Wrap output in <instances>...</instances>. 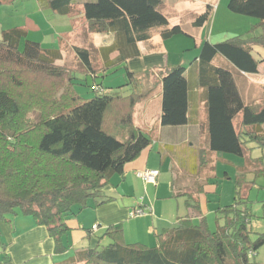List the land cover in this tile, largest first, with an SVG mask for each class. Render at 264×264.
Instances as JSON below:
<instances>
[{
	"label": "trees",
	"instance_id": "1",
	"mask_svg": "<svg viewBox=\"0 0 264 264\" xmlns=\"http://www.w3.org/2000/svg\"><path fill=\"white\" fill-rule=\"evenodd\" d=\"M38 1L56 14H81L89 33H109L113 40L97 49L98 67L91 48L73 46L79 67H72L63 62L62 49L42 48L26 38V29L2 31L0 222H12L21 214L45 227L54 253L61 259L68 255L57 264H264L253 259L264 243V232L252 230L248 192L255 183L245 179L249 170L264 175V102L257 108L246 103L235 78L236 72H258L262 60L252 51L253 46L264 48V0L227 3L230 12L258 19L249 32L260 27L261 34L216 43L205 40L191 66L159 70L161 126L191 124L199 101L203 105L197 145L188 142L182 150L170 149L173 196L185 197L186 214L157 233L154 246L127 243L120 224L99 233L93 226L82 228L87 243L72 254L69 233L76 228L69 221L109 202L113 197L104 188L111 177L123 173L154 140L152 129L142 130L133 122L134 107L145 94L141 87L152 72L132 73L127 61L141 54L139 43L151 38L153 28L163 27V39L185 32L180 24L170 25L161 11L162 0H93L81 9L77 0ZM211 12L207 5L193 25L204 24ZM219 56L230 67L214 64ZM118 72L123 82L111 86L107 82ZM125 86L129 92L120 93ZM249 143L261 149L260 156H251ZM216 152L246 156L247 165L235 180L233 202L215 210L212 229L206 206L207 193L218 185L212 165ZM174 160L181 170L188 168L191 182H180ZM135 208L144 210L143 215L151 212L148 206Z\"/></svg>",
	"mask_w": 264,
	"mask_h": 264
},
{
	"label": "crops",
	"instance_id": "2",
	"mask_svg": "<svg viewBox=\"0 0 264 264\" xmlns=\"http://www.w3.org/2000/svg\"><path fill=\"white\" fill-rule=\"evenodd\" d=\"M185 1L178 0L176 6L186 9L187 3ZM230 13L232 12L228 10L226 3L222 5L219 3L218 6L216 4L213 6L211 15L206 21V24L209 23L208 32L210 35L208 41L216 43V40L233 36L248 37L262 33V29H260L259 33H256V30L249 32L250 28L258 23L254 18H244V16H235L234 13ZM222 16L227 19L226 26L217 24ZM77 18L75 19L76 21ZM168 18L171 22V17ZM234 21H237V24H233ZM84 24H87L86 21H84ZM216 24L218 25L217 28H215ZM84 27L87 28V26ZM85 37L88 38V34ZM161 39L156 43L151 36L149 40L140 42L141 54L127 61V67L132 73L145 74L148 71L152 72L151 78H154L153 80L158 84L159 88V70L166 66L181 64L183 61V59H168L163 43L165 39ZM254 47L262 48L259 51L264 53L263 47L253 46V49ZM112 77L113 82H107L111 86L121 84L124 79L120 72L115 73ZM159 113L160 110L159 112L156 110L154 115L158 118ZM203 120V105L199 101L197 113L194 114L193 112V122L191 124L180 127L161 126L160 128L155 127V129L153 127L144 129L138 126L145 131L152 129L154 138L152 144L143 150L135 160L129 162L125 166L123 173L111 177L109 185L104 188L113 197L109 202L98 207L87 208L69 221L70 226L76 228L70 232L72 243L74 245L80 244V248L87 243V239L84 236L85 232L82 228H91L93 226V230L99 233L106 226L120 224L124 230V238L127 243L143 242V244L147 245L153 240L152 235L154 234L155 242L153 241L154 244L151 245L154 246L157 233L165 227H170L179 216H183L187 212L185 205L181 208L178 202L175 203L170 200L174 193L171 179L175 176V172L172 169L173 161L170 149L182 146L181 149L179 147L182 150L186 142L197 145L199 123L203 122ZM156 140L159 141L157 152L154 151L153 147ZM193 144L190 146L193 147ZM149 169L158 170L155 184L145 183L136 174L138 171ZM170 202L172 204H169ZM145 206H148L151 210L149 214L136 216L135 218L129 217L128 213L130 210L135 207ZM157 210H160L163 215H158ZM181 210H185V213H181ZM207 217L206 220L208 222ZM20 219L18 220L17 216L12 222H0V264H57L61 256L54 253V242L46 228L35 224L29 217L22 218L20 216ZM20 225H24L25 228L19 230L18 226Z\"/></svg>",
	"mask_w": 264,
	"mask_h": 264
},
{
	"label": "rangeland",
	"instance_id": "3",
	"mask_svg": "<svg viewBox=\"0 0 264 264\" xmlns=\"http://www.w3.org/2000/svg\"><path fill=\"white\" fill-rule=\"evenodd\" d=\"M77 1L81 9L84 2L93 0ZM177 1L178 0H162L161 11L166 16L171 17L170 25L180 24L185 33L176 34L168 39H165L163 43L168 59H183L181 65L188 67L195 62V59L199 56L201 44L205 40L208 41V37L210 35L208 32L209 23L206 24L205 22V24H202L201 26L193 25V20L196 16V13H201L207 5L212 6V8L215 4L218 6L219 3L221 5L223 3H226L227 5L229 0H186V9L177 7ZM194 12L195 14H193ZM234 15L244 16V18H253L239 14ZM78 17L79 18H77L76 21V17L72 18L66 15L53 13L49 9H44L43 7H41L38 0L0 1V38L2 35V31L4 30H8L14 27L24 28L28 32L26 38L39 42L42 48L62 49L64 53L63 62L72 67H79V63L77 62L78 60L73 50V46L77 45L87 48L89 47L91 48V52L93 55V62L95 66L98 67L100 59L99 57H97V49L101 45L111 43L113 40V36L109 33H89L87 28L84 27L87 26V24H84L85 20L83 19L82 15L78 14ZM254 19L259 21L256 18ZM226 22V17L222 16L220 17L217 24H219L220 26H226ZM217 24L215 28H217ZM233 24H237V21H234ZM162 29L163 27H157L153 28L151 31L153 40L156 43L161 39L160 33ZM260 29V27H256L254 28V31L256 30V33H259ZM86 33L88 34V38L85 37L87 36ZM222 40L224 39L216 40V42ZM93 44L94 46L92 47ZM21 46H23V40ZM95 47L96 49H94ZM260 49L262 48L254 47L252 51L256 59L262 60L258 68V73H235L237 86L243 96L244 101L255 108L260 107L264 102V53H261L259 51ZM213 63L224 67H230L229 63L225 59H222V57L220 56L219 59L216 58ZM79 74L82 75V73ZM153 79L154 78H150L143 83L141 92L145 94H143L142 101L135 105L133 112L134 124L143 127L144 129H148L147 127H153L154 129L155 127H161L158 122V118L154 115L156 110L157 112H159L160 110V88ZM85 88L88 89V87ZM121 89H123L120 90V93L122 94H126L129 92L127 86ZM113 90L119 91V88ZM147 90H150L151 95L146 92ZM187 144L188 142L184 143V146H187ZM158 145L159 141L156 140L153 146L155 152L158 151ZM247 146L250 148L249 151L251 152L250 154L252 157L260 156L261 149L255 146V144L249 143ZM182 154H184V152ZM189 155L190 153L187 155V157ZM173 156L174 155L172 154V157ZM212 159V165H214L213 180H216L218 185H214V192L212 191L207 193L209 202L207 203L208 206H206V215L208 216L206 217L208 218V224L210 228L213 229L215 227V210L219 206H224L232 203L234 200L235 180L242 171V167L246 168L247 157L216 152L213 153ZM175 164V168L177 169L176 171H178V174L176 173V176H179V179H181L180 182H191V176L189 175L191 173L188 168L185 167L184 171L181 170V166L179 165V163H177V161H175ZM116 175L117 174H115V176ZM245 175L246 181L255 183L251 184V186H253L248 192L250 206L253 212L251 227L253 232L263 233L264 175L256 176L253 170L246 171ZM170 200L175 203L178 202L181 208L185 205V197L183 196H172ZM172 202H170L169 204H172ZM157 213L158 215H163L160 210H157ZM181 213H185V210H181ZM20 216H22V218L28 217L19 214L18 220H21ZM18 227L19 230L25 228L24 225H20ZM253 236H256V234H253ZM152 237L153 240L150 241L149 244H147L149 246L153 245L155 242L154 234L152 235ZM69 238L71 239V233H69ZM69 243H72V241L70 240ZM80 246V244H73L71 254L75 251V249H80ZM67 256L68 255L60 260L65 259ZM253 259L259 263H264V243L258 249Z\"/></svg>",
	"mask_w": 264,
	"mask_h": 264
},
{
	"label": "built area",
	"instance_id": "4",
	"mask_svg": "<svg viewBox=\"0 0 264 264\" xmlns=\"http://www.w3.org/2000/svg\"><path fill=\"white\" fill-rule=\"evenodd\" d=\"M137 175L142 178L145 183H156L158 177V170L156 169H149L144 171H138ZM144 214V210L141 208H135L130 213L129 216H140Z\"/></svg>",
	"mask_w": 264,
	"mask_h": 264
}]
</instances>
